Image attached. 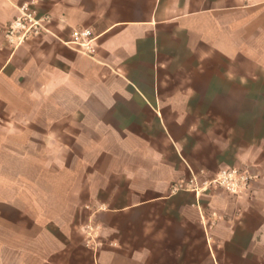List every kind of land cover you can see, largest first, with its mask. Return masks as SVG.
Here are the masks:
<instances>
[{"label":"crops","instance_id":"0c3cea01","mask_svg":"<svg viewBox=\"0 0 264 264\" xmlns=\"http://www.w3.org/2000/svg\"><path fill=\"white\" fill-rule=\"evenodd\" d=\"M29 1L49 16L48 31L33 42L13 44L4 28ZM81 27L91 30L92 54L73 52L65 43L72 29ZM254 46L264 47V0H0V264H59L57 253L64 248L54 231L57 170L41 164L46 158L49 165L56 161L57 124L65 121L71 127L75 115L82 124L91 120L96 133L114 137V143L142 144L136 148L144 162L134 166L145 174L128 185L135 196L144 197L109 209L144 211L142 223H155L151 236L147 226L144 237L133 236L129 228L128 239L136 241H130L134 255L173 248L178 260L184 256V264H196L197 229L210 264H264L260 180L241 202L257 200L256 209L243 212L238 221L239 200L221 192L215 200L216 212L227 213L235 225L223 246L202 226L208 218L198 210L204 198L168 193L169 184L196 174V142H201L196 110L204 111L202 117L222 109L215 96L231 95L236 56ZM207 94L214 95L213 102H201ZM36 95L49 101L24 98L40 99ZM41 118L40 131L36 124ZM26 143L33 150H26ZM40 143L42 150L35 151ZM106 152L101 167L115 157V146ZM96 220L103 227L118 223L116 216L108 221L98 214ZM90 264L99 263L91 257Z\"/></svg>","mask_w":264,"mask_h":264},{"label":"rangeland","instance_id":"374dc122","mask_svg":"<svg viewBox=\"0 0 264 264\" xmlns=\"http://www.w3.org/2000/svg\"><path fill=\"white\" fill-rule=\"evenodd\" d=\"M36 6L34 4L35 8ZM238 15L240 16V13ZM41 34L42 32L29 37L25 43L33 42ZM68 46L73 52L82 53L78 45L68 44ZM247 52L248 54L236 56V63L232 70L235 78L230 83L231 95L215 96L217 106H221L222 109L207 112L202 117L198 115L204 111L196 110V139H201V142H196V173L198 183L201 185L204 179L223 166L236 163L245 164L257 174V180H260L258 185L263 191L258 200L264 212V62H261L264 60V47L254 46L247 49ZM257 73L260 76L263 73V76L255 77ZM241 74L248 75V77L239 79ZM36 97L40 99L34 100L32 96H24L31 102L49 101L46 95H36ZM213 98V94H207L206 97H202L201 102H213ZM198 102L200 101L196 99V104ZM79 118V115H75L71 127H66L65 121L58 122L57 129L61 136L56 161L53 162L51 159L49 165V160L46 158L41 164L42 167L50 166L57 170L56 213L58 221L54 231L58 244L64 248L58 251L57 262L59 264H90L92 257L95 263L99 264L116 262L133 264L140 259L146 264H178L179 261L184 264L182 261L184 256L178 260L173 248L164 249L163 253L155 249L154 253L134 255V248L132 249L130 241L133 244L136 241L128 239L129 228L132 229L133 236L139 233V236L144 237L143 229L147 226V235L151 236L155 230V223H142V218L145 216L144 211L131 214L127 208L119 212L109 210L112 206H126L135 199L144 197V194L135 196V192H131L128 185L131 178L145 174L144 168L134 166L135 163L144 162L141 156L142 151L138 149L142 144L114 143V137H107L102 133L99 136L91 120L88 121L89 123L82 124ZM36 125L37 130L43 129L42 118ZM22 127L23 125L21 129ZM10 131L19 132L16 128ZM108 134L112 133L108 132ZM104 139L109 141L104 142ZM113 145L115 146V157H111L104 167H101L104 156L107 154L106 148L113 147ZM25 147L26 150H33L32 144L26 143ZM38 149L42 150L41 143L35 145L34 150ZM242 156H244L243 160L240 159ZM99 164L100 171L98 172ZM42 178H44L43 175ZM44 181L47 183V179ZM177 184H179L178 181L169 184L168 193L185 191L188 195L184 198L187 199L193 193L196 194V191L190 187L183 189L176 186L175 188ZM182 185H185V181ZM151 193L153 192H149ZM220 194L217 189H203L198 195L199 199L204 198L203 205L199 204L198 210L208 217L202 226L208 230V233L212 232L216 236V244L223 246L224 243L230 241L235 225L229 221L227 213L216 212L215 200L221 196ZM46 200L42 193V202ZM242 201L243 199H240L235 204L240 208L237 211L239 214L235 217L236 221L242 218L243 212L257 207V200L249 204L241 203ZM168 213L172 214L171 210ZM98 214L108 221L116 216L118 220L116 227L110 226L109 223L103 227L96 220ZM122 231L125 233L121 235ZM240 233L238 234L241 235ZM195 247L196 264H210L203 249L204 241L198 239L197 229ZM99 252L101 261L98 260ZM216 257L221 262L225 260L224 255L216 254Z\"/></svg>","mask_w":264,"mask_h":264},{"label":"built area","instance_id":"2783aa9c","mask_svg":"<svg viewBox=\"0 0 264 264\" xmlns=\"http://www.w3.org/2000/svg\"><path fill=\"white\" fill-rule=\"evenodd\" d=\"M48 21L49 16L38 14L32 1L24 2L19 6L17 15L4 28V34L13 44H20L33 35L48 31ZM91 34V30L87 27L73 28L70 38L65 43L78 45L83 53L92 54ZM256 179L257 174L245 164H233L217 169L210 177L204 179L201 185L198 183L197 173L191 172L185 185H182L183 181H181L175 185V188L190 187L196 191L197 196L199 190L212 188L235 200H245L252 196L253 183Z\"/></svg>","mask_w":264,"mask_h":264},{"label":"bare ground","instance_id":"6f19581e","mask_svg":"<svg viewBox=\"0 0 264 264\" xmlns=\"http://www.w3.org/2000/svg\"><path fill=\"white\" fill-rule=\"evenodd\" d=\"M203 189L199 190V192H201Z\"/></svg>","mask_w":264,"mask_h":264}]
</instances>
